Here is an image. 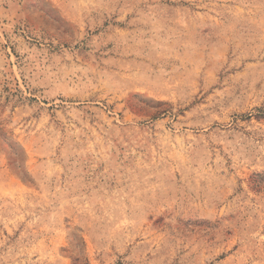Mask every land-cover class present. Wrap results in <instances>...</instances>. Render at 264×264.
Wrapping results in <instances>:
<instances>
[{
    "label": "rangeland",
    "instance_id": "obj_1",
    "mask_svg": "<svg viewBox=\"0 0 264 264\" xmlns=\"http://www.w3.org/2000/svg\"><path fill=\"white\" fill-rule=\"evenodd\" d=\"M0 264H264V0H0Z\"/></svg>",
    "mask_w": 264,
    "mask_h": 264
}]
</instances>
